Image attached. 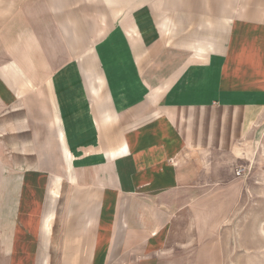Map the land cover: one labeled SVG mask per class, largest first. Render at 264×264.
Listing matches in <instances>:
<instances>
[{
  "label": "crops",
  "instance_id": "crops-1",
  "mask_svg": "<svg viewBox=\"0 0 264 264\" xmlns=\"http://www.w3.org/2000/svg\"><path fill=\"white\" fill-rule=\"evenodd\" d=\"M263 115L264 0H0V264L225 231Z\"/></svg>",
  "mask_w": 264,
  "mask_h": 264
},
{
  "label": "rangeland",
  "instance_id": "rangeland-1",
  "mask_svg": "<svg viewBox=\"0 0 264 264\" xmlns=\"http://www.w3.org/2000/svg\"><path fill=\"white\" fill-rule=\"evenodd\" d=\"M257 136L234 168H243L242 178L257 183L254 200L237 204L235 212L230 206L225 231H173L162 264H264V115ZM212 210L211 228L217 222L216 204Z\"/></svg>",
  "mask_w": 264,
  "mask_h": 264
},
{
  "label": "built area",
  "instance_id": "built-area-1",
  "mask_svg": "<svg viewBox=\"0 0 264 264\" xmlns=\"http://www.w3.org/2000/svg\"><path fill=\"white\" fill-rule=\"evenodd\" d=\"M234 174L236 177H242L244 174V169L243 168H236L234 171Z\"/></svg>",
  "mask_w": 264,
  "mask_h": 264
}]
</instances>
